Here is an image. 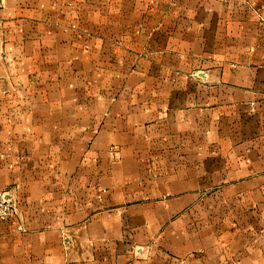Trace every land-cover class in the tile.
Returning <instances> with one entry per match:
<instances>
[{
  "label": "crops",
  "instance_id": "obj_1",
  "mask_svg": "<svg viewBox=\"0 0 264 264\" xmlns=\"http://www.w3.org/2000/svg\"><path fill=\"white\" fill-rule=\"evenodd\" d=\"M161 1L156 3L162 5L160 8L147 6L146 0L117 1V18L112 22L117 40H110L109 45L116 51L145 53L132 55L135 63L129 78L135 84L129 90L117 91L107 113L110 121L97 127L101 132L98 139L108 145H128L122 143L123 120H128L129 130L136 131L142 123L139 116H154L149 120L151 129L167 131V140L178 139L176 144L167 142L168 146L223 148L224 153L211 149V158L206 161L212 162L213 156L224 157L225 177L247 180L242 194L264 195V51L260 58L258 49L257 63L251 60L250 52H243L245 60L234 62L225 38L226 29L234 26L227 0ZM42 7V0H6L0 11V50H12L16 52L13 57L19 59L27 45L51 52H88L107 45L100 36L104 35L102 25L95 29L88 17L79 20L73 12L58 10L47 14ZM8 57L4 54L6 62ZM1 78V84L16 86L0 93L27 94L25 86L19 85L24 83L20 77ZM53 85L47 92L49 98L43 96L37 108L41 123L33 128L37 137L28 142L34 145L25 143L33 131L21 135L20 140L0 143V183L10 187V195L15 194L18 201L17 216L0 222V264H264L261 202L248 207L256 218L245 226L243 234L228 236L225 248L208 257L155 252L152 262L141 263L131 251L117 250V243L132 242L126 236L131 237L138 226L137 210L143 211L148 205L123 204L117 202V196L113 201L104 198L97 209L87 200L75 204L70 187L75 172L24 166L29 162H73L76 155L68 151L69 147L90 148L89 121L71 123L67 118L63 122L56 118L60 102L55 82ZM41 91L36 94L41 96ZM67 93L61 91V97L70 95L66 99L70 104L65 105H71L76 99L72 92ZM86 102L90 105L88 99ZM79 109L89 112L83 102L76 107V114ZM62 131L71 135L62 134L58 139ZM184 133L193 142L186 143ZM44 141L47 143L42 144ZM130 141V146L135 145ZM13 148L19 152L14 154ZM48 179L60 182L52 186ZM76 228H80L79 233Z\"/></svg>",
  "mask_w": 264,
  "mask_h": 264
},
{
  "label": "rangeland",
  "instance_id": "obj_2",
  "mask_svg": "<svg viewBox=\"0 0 264 264\" xmlns=\"http://www.w3.org/2000/svg\"><path fill=\"white\" fill-rule=\"evenodd\" d=\"M117 1L119 0H42V9L47 14L56 10L70 11L77 14L79 20L82 16L88 17L91 27L95 29L98 24L102 25L104 35L100 36L106 39L107 45L101 50L51 52L33 50L27 45L25 51H20L19 59L13 57L16 52L12 50H0V79L3 76L20 77L24 83L19 85L25 86L23 89L27 92L26 95L23 92L12 95L0 93V143L7 139L20 140L21 135L31 133L35 125L41 123L37 108L42 103L43 96L49 98L47 92L55 82L60 102L56 105L59 108L56 118L62 122L67 118L71 123L89 121L90 148L77 145L69 147L68 151L76 155L72 156L73 162H29L24 166H37L38 170L41 167L42 170L75 172L77 176L70 182L75 204L87 200L91 208L97 209L104 198L108 197L113 201L114 196H117V202L123 204L148 205L143 211L137 210L138 226L134 228L135 232L131 237L126 236L132 242L121 245L117 243V250L131 251L141 263H148L152 258L151 254L155 252L169 253L170 256L172 253L186 254L190 258L208 257V254L220 247L225 248L228 236L240 237L243 234L245 226L249 223L250 226L256 218L248 207L258 202L264 203V195L242 194V187L247 185L244 184L247 180L227 179L224 157L213 156L212 162L206 161L211 158V149L224 153L223 148L168 146L167 142L176 144L178 139L167 140V136H170L167 131L151 129L149 120L154 119V116H139L142 123L136 131L129 130V124L125 123L128 120H123L121 125L125 127V131L122 132V143L128 145H108L104 144V140L98 139L101 132L97 127L110 121L107 113L111 112L113 97L117 91L129 90L135 84L129 78V71L133 70L135 63L132 55L145 53L116 51L109 45L110 40H117L112 25L113 18H117ZM146 2L147 6L153 4L154 8L162 6L156 4L161 0ZM226 2L227 10H232L234 14L233 29H226L227 50L232 51L235 63L245 60L243 52L252 53L251 60L257 63L258 49L260 58L264 51V0ZM5 4L6 0H0V11ZM170 6L173 7L174 4ZM4 54L9 56L10 61L4 60ZM15 86L0 83V92ZM40 90L41 96L38 95ZM61 91H67V94L72 92L76 100L71 105H65L70 104L66 100L70 95L61 97ZM87 99L90 105L87 104ZM82 102L84 105L86 103L89 112L79 109L77 114L80 112L81 115L78 116L75 113L76 107ZM64 110L66 114L63 113ZM24 126L29 130H23ZM65 132H58V139L62 134L71 135V132ZM37 134L38 132H34L33 137H28L26 145H34L33 142H28L37 137ZM184 135L186 143L193 142V139H188L187 134ZM130 140L135 145L130 146ZM46 143L44 141L42 144ZM13 149L14 154L19 152L18 148ZM1 153L3 154L2 147ZM81 156H84L83 162ZM87 158L89 161H85ZM46 181L52 186L55 181L60 182L57 179ZM8 188L10 187L3 186L10 194ZM12 197L18 210L17 197L15 194ZM76 229L79 233L80 228ZM156 257L154 256V260Z\"/></svg>",
  "mask_w": 264,
  "mask_h": 264
},
{
  "label": "built area",
  "instance_id": "obj_3",
  "mask_svg": "<svg viewBox=\"0 0 264 264\" xmlns=\"http://www.w3.org/2000/svg\"><path fill=\"white\" fill-rule=\"evenodd\" d=\"M17 214L18 210L15 200L3 189L0 183V222L12 220Z\"/></svg>",
  "mask_w": 264,
  "mask_h": 264
}]
</instances>
